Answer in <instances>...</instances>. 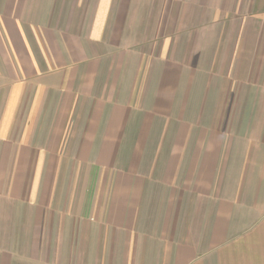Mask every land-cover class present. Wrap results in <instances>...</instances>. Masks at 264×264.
Here are the masks:
<instances>
[{"label": "crops", "instance_id": "crops-1", "mask_svg": "<svg viewBox=\"0 0 264 264\" xmlns=\"http://www.w3.org/2000/svg\"><path fill=\"white\" fill-rule=\"evenodd\" d=\"M0 264H264V0H0Z\"/></svg>", "mask_w": 264, "mask_h": 264}]
</instances>
